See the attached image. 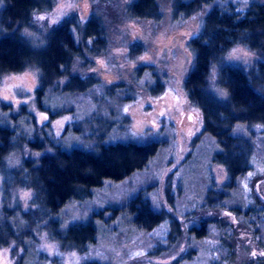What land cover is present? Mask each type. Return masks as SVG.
<instances>
[{
    "label": "trees",
    "instance_id": "16d2710c",
    "mask_svg": "<svg viewBox=\"0 0 264 264\" xmlns=\"http://www.w3.org/2000/svg\"><path fill=\"white\" fill-rule=\"evenodd\" d=\"M51 3L52 0H3L0 78L29 68L37 70L36 96L45 102L51 92L91 95L103 87L104 93L98 91L93 101L99 103L97 111L104 108L107 114L98 112L67 128L66 133L80 137L83 146L54 145L48 138L49 152L36 160L23 159L16 168H9L7 159L24 142L33 150H45L49 144L37 137L25 141L19 125L26 123L32 127L33 124L24 119L16 126L11 125L14 122L11 115L0 123V248L10 245L21 248L23 253L17 264L26 263L40 236L63 251L86 252L96 240L97 221L102 211L93 213L85 222L64 227L59 217L61 209L70 201H89L93 191L106 181H122L142 170L161 146L159 140L137 141L127 136V102L131 104L138 97L133 85L103 86L96 77L83 78L85 69L91 65L90 57L103 56L110 48V29L106 21L110 8H95L82 25L76 16L67 17L43 34L41 44H35L24 32L34 27V15L49 10ZM237 5L231 0L224 3L171 0L176 21L187 20L206 10L199 33L188 42L193 63L185 77L184 89L191 104L202 113L204 133L217 142L214 163L222 167L226 181L220 188L211 183L202 208H224L229 192L250 169L255 147L253 134H236L235 129L241 125L264 127V0H249L242 8ZM125 13L135 20L158 21L162 17L159 0H130ZM237 47L253 54L252 64L242 66L228 60L230 52ZM142 49V45L131 46L129 59L134 60ZM148 68L139 66L136 75L148 76L143 85L145 90L158 95L164 91V73ZM212 76L216 78V85ZM24 117L22 112L17 115L18 121ZM112 130L122 131L124 138L108 140ZM16 189L31 192L27 208L11 202V194ZM252 195L248 206L235 205L231 210L237 218L244 219L245 225L251 221L253 225L258 223L264 232V202L255 192ZM125 208L136 213L131 224L138 228L150 230L168 221L171 237L178 231V221L165 211H154L144 191L133 197ZM115 211L113 219L120 217L123 208H115ZM144 218H149L150 222L145 223ZM213 221L201 220V229ZM215 221L221 229L227 225L221 220ZM248 264H264V257L252 259Z\"/></svg>",
    "mask_w": 264,
    "mask_h": 264
},
{
    "label": "rangeland",
    "instance_id": "374dc122",
    "mask_svg": "<svg viewBox=\"0 0 264 264\" xmlns=\"http://www.w3.org/2000/svg\"><path fill=\"white\" fill-rule=\"evenodd\" d=\"M129 1L52 0L50 9L36 13L34 27L24 32L33 43L41 44L43 34L65 18L76 16L82 25L95 8H110L106 20L110 48L103 56L90 57L91 65L85 69L83 78L96 77L103 86L133 85L138 97L131 104L127 102V136L137 141L161 142L158 153L145 168L122 181H106L93 191L89 201H70L61 209L59 217L64 227L85 222L93 213L102 211L97 221L96 240L86 252L63 251L40 236L25 264H86L90 261L101 264H248L252 259L263 258V230L252 221L245 225L244 219L237 218L231 208L248 206L253 192L264 202V127L241 125L235 129L236 134H253L255 147L250 169L229 192L224 208H202L211 183L220 188L226 181L224 170L214 163L217 142L204 133L202 113L191 104L184 89L185 77L193 63L188 42L199 33L206 10L187 20L176 21L171 0H159L160 20H135L125 13ZM248 1L231 0L240 8ZM2 5L3 0L0 8ZM38 16L45 19L39 20ZM136 45L143 46L142 53L131 60L130 47ZM253 58V54L242 47L232 50L228 56L231 63L242 66L252 64ZM139 66L154 67L165 74L162 75L163 92L151 95L145 90L143 85L148 76L136 75ZM212 81L217 84L214 76ZM38 85L39 73L32 68L0 78V123L11 115L15 117L11 125L16 126L24 119L33 124L32 127L26 123L19 125L25 141L37 137L49 144L45 150H33L24 142L8 157L9 168L18 167L23 159L36 160L49 152L48 138L54 145L83 146L80 137L66 133L67 128L98 112L107 114L104 108L97 111L99 103L93 101L99 89L96 95L51 92L45 102L37 99ZM103 89L100 94L104 93ZM21 112L25 117L18 121L17 115ZM51 114H55L54 117ZM118 138H124L123 132L112 130L107 139ZM140 191H144L154 211H165L178 221V231L173 237L168 221L150 230L131 224L136 213L125 207ZM30 198L31 192L26 189H16L11 194V202L23 208H27ZM120 207L123 208L120 217L113 219L115 208ZM210 219L214 221L207 222L202 230L201 220ZM215 220L223 221L226 227L221 229ZM144 222L149 223L150 219L144 218ZM22 253L15 245L0 248V264H17Z\"/></svg>",
    "mask_w": 264,
    "mask_h": 264
},
{
    "label": "snow or ice",
    "instance_id": "6c2138e0",
    "mask_svg": "<svg viewBox=\"0 0 264 264\" xmlns=\"http://www.w3.org/2000/svg\"><path fill=\"white\" fill-rule=\"evenodd\" d=\"M0 2H2V0H0ZM37 19L44 20L45 17L44 16H38ZM253 255H255V253H253ZM261 255H264V253H261Z\"/></svg>",
    "mask_w": 264,
    "mask_h": 264
}]
</instances>
